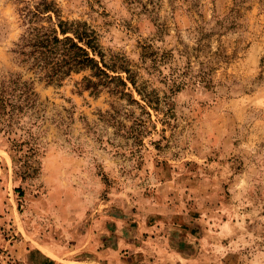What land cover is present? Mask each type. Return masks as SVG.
I'll return each mask as SVG.
<instances>
[{
    "label": "rangeland",
    "instance_id": "obj_1",
    "mask_svg": "<svg viewBox=\"0 0 264 264\" xmlns=\"http://www.w3.org/2000/svg\"><path fill=\"white\" fill-rule=\"evenodd\" d=\"M48 16L94 29L127 86L24 61ZM14 79L38 102L0 107V264H264V0H0Z\"/></svg>",
    "mask_w": 264,
    "mask_h": 264
},
{
    "label": "trees",
    "instance_id": "obj_2",
    "mask_svg": "<svg viewBox=\"0 0 264 264\" xmlns=\"http://www.w3.org/2000/svg\"><path fill=\"white\" fill-rule=\"evenodd\" d=\"M52 9V5L47 4L42 9L37 7L36 11L29 10V14L35 18L30 22L34 23L39 18L42 21L40 13ZM47 19L48 25L36 23L31 26L21 36L18 47L14 50L24 61L29 62L31 67L43 71L48 81L53 83H60L73 73L90 71L89 75L83 77L82 87L95 94L110 83H116L113 91L117 87L127 86L123 77L111 75L108 70H128L122 64L109 65L105 61L98 35L86 22H70L58 18L54 23L51 16ZM128 79L135 83L132 77L129 76ZM37 98L38 93L33 82L14 79L0 83V107L4 108L7 115L11 116L14 111L24 112L27 108L34 107L38 102Z\"/></svg>",
    "mask_w": 264,
    "mask_h": 264
}]
</instances>
